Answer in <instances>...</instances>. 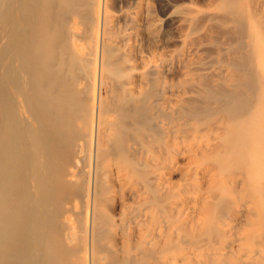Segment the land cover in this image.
<instances>
[{
    "label": "bare ground",
    "instance_id": "bare-ground-1",
    "mask_svg": "<svg viewBox=\"0 0 264 264\" xmlns=\"http://www.w3.org/2000/svg\"><path fill=\"white\" fill-rule=\"evenodd\" d=\"M138 1L5 0L0 264H264V0L176 82Z\"/></svg>",
    "mask_w": 264,
    "mask_h": 264
},
{
    "label": "rangeland",
    "instance_id": "rangeland-1",
    "mask_svg": "<svg viewBox=\"0 0 264 264\" xmlns=\"http://www.w3.org/2000/svg\"><path fill=\"white\" fill-rule=\"evenodd\" d=\"M139 0L138 2H141ZM148 2V12L154 22L160 24L158 47L154 46V52L169 54L171 52L183 50L182 55L172 66V81H180L181 77L175 74L177 68L182 67L186 71L194 65L208 64L212 59L226 60L225 52L221 50L223 46H229L231 38L225 24L223 25L221 2L222 0H146ZM5 0H0V10L4 8ZM0 11V55L4 57V17ZM211 15H210V14ZM221 14V15H219ZM223 15V16H222ZM215 16V17H214ZM221 16V17H220ZM185 17L193 19L188 23ZM206 17V18H205ZM214 17V18H213ZM224 19V18H223ZM227 30V31H226ZM185 43V47L183 46ZM2 46V47H1ZM198 46L199 49L196 48ZM220 46V47H219ZM162 47V49H161ZM187 49V50H186ZM216 49V50H215ZM220 51L218 52L217 51ZM220 49V50H219ZM217 51V52H216ZM181 52V51H180ZM4 59V58H2ZM0 59V83L4 86V66ZM2 72V73H1ZM0 85V113H3L2 100L3 89ZM0 114V124L2 115ZM0 134V140H1ZM2 147L0 146V150ZM3 149L0 154L2 155Z\"/></svg>",
    "mask_w": 264,
    "mask_h": 264
}]
</instances>
